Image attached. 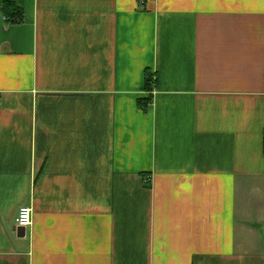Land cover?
<instances>
[{"label": "crops", "instance_id": "1", "mask_svg": "<svg viewBox=\"0 0 264 264\" xmlns=\"http://www.w3.org/2000/svg\"><path fill=\"white\" fill-rule=\"evenodd\" d=\"M7 1L0 264H264V0Z\"/></svg>", "mask_w": 264, "mask_h": 264}, {"label": "trees", "instance_id": "2", "mask_svg": "<svg viewBox=\"0 0 264 264\" xmlns=\"http://www.w3.org/2000/svg\"><path fill=\"white\" fill-rule=\"evenodd\" d=\"M0 12L3 17L6 18V24L8 26L20 25L24 23L25 13L22 7H20L15 2H4L0 8ZM155 74L149 70L146 71L145 74V90L151 92L153 90V86L156 84ZM152 98L144 97L138 101V106L143 110L149 108L151 104Z\"/></svg>", "mask_w": 264, "mask_h": 264}, {"label": "built area", "instance_id": "3", "mask_svg": "<svg viewBox=\"0 0 264 264\" xmlns=\"http://www.w3.org/2000/svg\"><path fill=\"white\" fill-rule=\"evenodd\" d=\"M6 21V18L4 17ZM16 224L19 228L27 230L33 225V209L28 206L21 207L18 211Z\"/></svg>", "mask_w": 264, "mask_h": 264}]
</instances>
